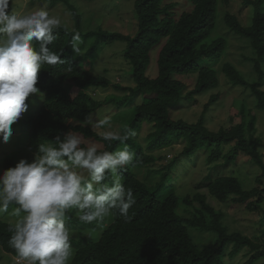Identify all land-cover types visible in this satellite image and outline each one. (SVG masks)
Segmentation results:
<instances>
[{
	"label": "trees",
	"instance_id": "obj_1",
	"mask_svg": "<svg viewBox=\"0 0 264 264\" xmlns=\"http://www.w3.org/2000/svg\"><path fill=\"white\" fill-rule=\"evenodd\" d=\"M46 1L50 6L63 4L74 19V28L61 24L58 39L49 46L57 52L63 50L61 58L66 63L45 66L38 73L40 95L26 101L34 109L17 122L18 131L26 134L24 146L33 153L38 142L72 130L83 138L84 147L95 141L101 144V151L123 148L117 141H104L98 132L83 123L89 113L109 102V99L98 100L91 91L110 85L125 93L120 102L132 105L120 116L119 131L123 133L127 128L137 133L126 141L136 157L122 181L133 189L136 197V203L129 209L132 219L125 222L119 215L110 216L101 230L95 224L81 223L73 210L68 224L76 230V238L71 240L75 251L70 264H223L228 250L232 255L244 251L248 257L242 264H254L264 256V243L239 230H231L224 221V210L208 201L210 198L219 203L243 204L247 211L261 214L263 228L264 154L259 149L261 139L256 131V116L242 102L237 107V123L213 130L205 124L204 112L194 122L169 115V107L182 98L214 89L220 72L233 85L248 88L254 96L255 107L264 111V0H243L249 10L251 7L246 25L228 10L220 13L228 31L247 40L253 49L254 55L248 60L254 63L257 74L254 80L247 78L233 62L224 60L227 39L224 35H214L217 9L227 4V0H134L136 29L133 34L101 26L82 32V15L74 3ZM75 32L83 37V51L77 57L70 47ZM114 40L126 43L123 57L130 66L134 87L95 76L80 61L83 57L94 60L102 47ZM153 58L156 74L150 77L146 71ZM180 76L192 77L193 88L186 90ZM218 97V93L211 95L205 111ZM137 98L141 101L135 103ZM69 120L71 124L66 123ZM143 124L147 131L140 136ZM179 139L184 141L183 155L199 150L209 152L206 162L211 167L202 184L205 191H196L192 196L179 195L166 184L177 157L157 171L159 180H149V167L159 159L153 152L168 148ZM11 144L14 147L15 142ZM240 159L250 161L261 170L255 177L257 185L246 189L232 174L212 177V171L220 164H235ZM17 161L4 155L0 171ZM8 218H0V248L15 254L7 245Z\"/></svg>",
	"mask_w": 264,
	"mask_h": 264
},
{
	"label": "clouds",
	"instance_id": "obj_2",
	"mask_svg": "<svg viewBox=\"0 0 264 264\" xmlns=\"http://www.w3.org/2000/svg\"><path fill=\"white\" fill-rule=\"evenodd\" d=\"M61 24L46 5L19 14L13 0H0V142L8 143L12 126L29 109L26 101L40 94L42 68L66 63L63 50L49 47ZM82 43L75 32L70 41L74 57L81 56ZM83 123L92 130L111 128L110 117L94 119L91 113ZM99 135L124 147L101 151L94 142L82 146L85 141L75 131L58 132L38 142L31 160L21 158L0 171V218H14L7 227V245L15 264H70L75 251L71 240L76 238V230L68 227L73 210L81 223L101 230L110 216L132 219L129 209L136 197L122 181L136 157L126 141L137 133L126 128Z\"/></svg>",
	"mask_w": 264,
	"mask_h": 264
},
{
	"label": "rangeland",
	"instance_id": "obj_3",
	"mask_svg": "<svg viewBox=\"0 0 264 264\" xmlns=\"http://www.w3.org/2000/svg\"><path fill=\"white\" fill-rule=\"evenodd\" d=\"M70 1L78 7L82 15V32L95 29L97 26H101L106 30H115L127 34H133L136 29V17L133 11L134 0ZM43 5H46L51 14L59 16L62 24L74 28L72 15L61 3L50 6L46 0H13V8L19 14L34 11L37 7ZM224 10L230 11L231 14L237 16L242 24L246 25L249 23L251 7L249 10V6L243 0H227V4L219 6V10L217 9V13L219 14L217 17L218 25L214 31V35H224L227 39L224 60L233 62L247 78L254 80L257 77L256 71L253 68L254 63L248 60L249 57H253L254 55L253 49L247 40L238 38L237 35L229 32L228 28L222 23L220 13H224ZM125 46L126 43L124 41L114 40L102 47V50L94 60H91L89 57H83L80 61L83 67L95 76H105L112 83H121L124 86L134 87L135 83L132 79L130 66L123 57ZM146 73L150 77L155 76L156 66L154 58ZM218 77L219 83L214 89L204 94L194 95L192 98H182L175 105L170 106V117L183 118L187 121L194 122L204 112L206 118L205 124L210 129L217 130L219 127L229 128L237 123L239 119V116L236 114L238 112L237 107L243 102L251 114L256 116V131L261 139L259 149L264 154V111L255 107L254 96L248 88L233 85L222 72L218 74ZM179 78L185 84L186 90L193 88L194 81L192 77L180 76ZM91 93L98 100L105 101L109 99V102H105L92 114L94 119H103L106 116L110 117L111 128L109 129V126L105 125L103 128L96 129L95 131L98 133L106 130L119 131L120 116L125 111L128 112L129 108L132 107V105L130 106L119 101L125 93L115 89L112 85L106 88H97L95 91H91ZM217 93L219 94L218 100L209 104L208 110L205 111V104L208 103L212 94ZM35 97L36 95H33L31 99L34 100ZM140 101V98H137L135 103ZM33 109L29 105L28 111H32ZM146 131V125L143 124L139 130V135L142 136ZM25 137L26 134L18 131L17 123L14 124L12 126V136L8 143L0 142V160L4 155L12 156L16 160L21 158L31 160L33 153L28 151L24 146L26 142ZM13 141L15 142L14 147L11 144ZM92 142L96 143L95 141ZM96 144L101 147V144ZM183 146L184 141L179 139L168 148L154 151L153 153L159 159L149 167V180L150 182L159 180L160 176L157 171L173 157H177V162L170 171V178L166 184L169 187H173L179 195L192 196L196 191H205L202 184L206 182L204 178L211 167L206 162V155L209 152L199 150L187 156L181 153ZM260 172L261 170L250 161L240 159L235 164H220L211 174L212 177L219 174H232L242 182L246 189H250L258 184L255 181V177ZM161 194H164V192H161ZM208 201L224 210V221L231 230H239L252 238H258L260 243H264V224L263 228H261L260 213L247 211L243 204L236 205L231 202L219 203L210 198ZM7 221L12 223L14 222V218L9 217ZM68 227L72 228L70 224H68ZM193 234L196 236L195 231ZM202 238L204 239L205 237L203 236ZM244 254L245 252L241 251L232 255L229 254L228 250L223 264H242L248 257L244 256ZM0 264H15V254L5 252L0 248ZM254 264H264V256L260 257Z\"/></svg>",
	"mask_w": 264,
	"mask_h": 264
}]
</instances>
